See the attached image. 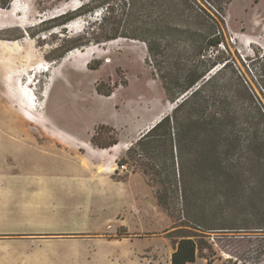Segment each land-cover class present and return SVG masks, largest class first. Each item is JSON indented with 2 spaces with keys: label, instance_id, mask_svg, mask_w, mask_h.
Returning <instances> with one entry per match:
<instances>
[{
  "label": "rangeland",
  "instance_id": "374dc122",
  "mask_svg": "<svg viewBox=\"0 0 264 264\" xmlns=\"http://www.w3.org/2000/svg\"><path fill=\"white\" fill-rule=\"evenodd\" d=\"M86 1L0 0V43L22 51L0 50V264H169L174 235L193 231L200 235L189 264H264L263 206L250 199L264 188L262 136L253 152L239 142L228 157L232 145L209 118L195 138L186 123L175 135L189 106L174 111L186 97L184 76L204 71L196 88L213 78L196 115L235 105L243 78L264 104V0H194L209 15L190 8L170 24L153 14L158 5L128 15L122 0L102 26L99 9L54 20ZM153 26L155 59L142 39ZM91 30L109 37L88 41ZM214 33L220 44L206 46ZM166 115L175 124L138 146ZM218 161L226 170L244 162L243 201L233 189L218 191ZM188 215L192 231L177 226Z\"/></svg>",
  "mask_w": 264,
  "mask_h": 264
},
{
  "label": "trees",
  "instance_id": "16d2710c",
  "mask_svg": "<svg viewBox=\"0 0 264 264\" xmlns=\"http://www.w3.org/2000/svg\"><path fill=\"white\" fill-rule=\"evenodd\" d=\"M113 0H87L86 2L81 3V5L74 9L71 12H65L64 14H61L54 18V20H60V24H64L65 22L71 20L73 17L78 15H83L87 13H93L96 9H99V23L101 26L108 20L109 16L113 13L114 7H113ZM9 1H6L2 4V7H7ZM123 2V8L125 13L128 15L132 14V12L136 11L138 8L139 12L143 13H152L148 12V9H150L151 5L155 6L158 5L160 9H154V15L156 18H164L166 24H170L171 22L175 21H182L184 18V15L186 14L188 9H192V12L196 13L195 15L202 16V13H205L209 15L206 10L198 5L196 10L194 8V0H122ZM157 12V13H156ZM187 21V20H186ZM184 25V24H182ZM171 28H165L162 29V35L168 36V32H171ZM180 29V28H178ZM159 32L158 26H153L151 30L148 31V36H144L143 41L146 43L147 50L149 52V55L152 58L157 57V43L156 38L158 36L155 35L156 32ZM189 31L187 29L183 30ZM101 33V32H100ZM103 33V32H102ZM85 35H87L88 41H94V42H101L102 39H107L109 37L106 34H103L102 37L98 36L95 31H86ZM171 34H169L170 36ZM168 36V37H169ZM136 38H139L136 37ZM221 42L220 33L219 34H212L211 37H207L205 41L206 46H214L216 47ZM203 47V44L200 46V48ZM225 66V65H224ZM207 71L202 72L200 75L191 77L190 73L186 74L184 76V83L181 88V93H186L184 95V99L177 104V106L174 108V111L179 110L180 108L185 107L186 105L189 106L188 113H187V119H184L186 121L182 120H175L176 126L178 127V132L175 133V135L180 136V126L183 127L185 124L186 126H192L190 136L196 137V131L195 129L198 127V122L200 120L208 119V121L211 120L212 126L215 130V135L218 137L219 140L221 138L228 139V142L231 147L228 148V157L230 155H234L232 152L233 150L237 149V145L239 142H243L245 145L243 146V149L245 152H253L252 144L254 141L261 135L262 141H264V104L256 94L253 87L246 81V79L243 78V80L240 81L239 79V85L241 87V90L235 91L232 93V102L235 103V105H231L229 108L227 107L224 112H218L214 114V112L211 114H204V115H196V113L200 111L202 108V105L204 102H206L207 99L203 96L204 89L206 88L207 84H209L211 78H208L204 83H202L199 87L196 88V84L199 80H201L202 77L205 76V73ZM260 81L264 82V75L261 74L259 76ZM237 103H239V106H236ZM199 106H201L199 108ZM207 109V108H205ZM202 111V110H201ZM211 118V119H210ZM172 119V122L175 124L173 116L166 115L164 116L158 123H156L150 130H148L139 140H138V146L141 145L144 141L151 139L153 136L155 130L158 128V126L162 124H170ZM184 125V127H185ZM262 126V127H260ZM228 130H227V129ZM194 129V130H193ZM188 133V134H189ZM131 151L132 149L129 148ZM134 150V149H133ZM244 153V152H243ZM237 159V154L235 155ZM240 157V156H239ZM219 159V158H218ZM239 159V158H238ZM249 164V162L247 163ZM246 164V165H247ZM218 165L221 169L220 174L217 177V186L218 191L225 192L228 188V193L233 189L235 190V196H237V193L240 195L237 197V201H243L246 194H243V191H245L244 188L240 187L239 185L242 184L243 181V174H244V162L241 164L228 165V169L226 170V167H222L221 162L218 161ZM174 169V168H173ZM142 172L146 175L148 174V171L146 169H143ZM174 175V170H173ZM225 190V191H224ZM253 192L250 196L251 201L253 202V206L260 207L259 202L261 203V206H263V210L261 212V215H263V221H264V188L260 191H258L256 188L252 189ZM224 195V194H223ZM158 203L164 207L168 208L167 202L164 200L163 195L161 194V191L158 192ZM256 213V212H255ZM255 213H253L255 215ZM188 223H191L192 225L187 224H179L177 226H184L189 227V231H192L191 229H196V226L193 225L194 218L191 216H187ZM186 219V218H185ZM241 227H230L228 226V229H236ZM209 229H217V228H209ZM180 231L186 230V229H179ZM200 234H197V232L193 231V234H179L174 235V244L175 247L173 249V252L170 257V264H189L193 263L196 258V253L198 250V243L195 240V237L199 236Z\"/></svg>",
  "mask_w": 264,
  "mask_h": 264
},
{
  "label": "bare ground",
  "instance_id": "6f19581e",
  "mask_svg": "<svg viewBox=\"0 0 264 264\" xmlns=\"http://www.w3.org/2000/svg\"><path fill=\"white\" fill-rule=\"evenodd\" d=\"M1 45H0V50L2 51V52H4V53H8L9 51H13V52H15L16 53V55H21V53H22V51H21V49L20 48H18L17 46H16V43H14L13 44V46L10 48V47H8V45H6V44H4V43H0ZM49 68V67H48ZM32 69L31 68H27V72H23V73H21L20 75H19V77L18 78H26L27 77V74L28 73H30V72H32L31 71ZM47 70V69H46ZM32 85V83L30 82V84H29V86H31ZM30 104V106H31V108H34L35 107V105H36V103L33 101V102H30L29 103ZM30 119H32V118H30ZM33 120V119H32ZM115 147H118V146H114L113 148H115Z\"/></svg>",
  "mask_w": 264,
  "mask_h": 264
},
{
  "label": "built area",
  "instance_id": "2783aa9c",
  "mask_svg": "<svg viewBox=\"0 0 264 264\" xmlns=\"http://www.w3.org/2000/svg\"><path fill=\"white\" fill-rule=\"evenodd\" d=\"M125 168H126V165H125V164H121V165H120V169H121V170H123V169H125Z\"/></svg>",
  "mask_w": 264,
  "mask_h": 264
},
{
  "label": "crops",
  "instance_id": "0c3cea01",
  "mask_svg": "<svg viewBox=\"0 0 264 264\" xmlns=\"http://www.w3.org/2000/svg\"><path fill=\"white\" fill-rule=\"evenodd\" d=\"M169 264H170V260H169Z\"/></svg>",
  "mask_w": 264,
  "mask_h": 264
},
{
  "label": "clouds",
  "instance_id": "9594fccd",
  "mask_svg": "<svg viewBox=\"0 0 264 264\" xmlns=\"http://www.w3.org/2000/svg\"><path fill=\"white\" fill-rule=\"evenodd\" d=\"M32 76H34V75H32ZM32 81V80H31Z\"/></svg>",
  "mask_w": 264,
  "mask_h": 264
}]
</instances>
